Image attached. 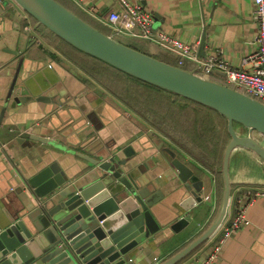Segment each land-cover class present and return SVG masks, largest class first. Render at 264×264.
Listing matches in <instances>:
<instances>
[{
    "label": "crops",
    "instance_id": "1",
    "mask_svg": "<svg viewBox=\"0 0 264 264\" xmlns=\"http://www.w3.org/2000/svg\"><path fill=\"white\" fill-rule=\"evenodd\" d=\"M70 1L80 11L100 22L109 11L121 8L118 0ZM129 1L143 5L151 13L155 30H164L186 43H197L201 58L214 53L216 48H222L224 58L232 67L247 71L253 67L252 62L243 65L242 60L259 47L256 40L258 26L253 18L254 0ZM6 10L9 15L2 17L0 14V117L3 114L0 121V211L7 214L5 203L16 196L12 191V182L23 184L24 180L50 162L58 161L78 184L97 171L90 162L67 151L59 135L55 136L58 137L57 141L49 144L37 142L28 146L26 141L21 143L18 140L23 132L48 135L50 116L53 114L51 110L56 104L52 101H30L12 107L11 102L6 103L15 71L8 64L16 57L22 61V69L27 73L41 75L45 86L49 81L57 80L55 93L62 94L59 107L84 108L85 116L91 115L93 118L91 124L102 126L100 134L114 151L123 155L122 149L128 145L135 150L141 149L139 140L144 135L161 139L203 180L204 199L191 211L192 219L186 227L175 233L168 226L125 257L127 264H160L204 231L218 215L223 187L209 166L217 163L216 158L222 152L224 155L230 140V137L226 141L221 137L215 139V134H221L222 125L225 123L227 126L226 118L220 113L217 115L208 106L201 107L193 100L162 88L155 90L158 93L150 101L136 93L114 92L99 81L102 77H96L84 68L86 62L83 67L73 58L74 54L81 62L84 61L83 55L75 51L74 46L46 27L36 24V21L32 22L31 29L25 26L26 21L21 13L8 3ZM124 37L131 46L164 61L175 58L170 51L159 48L152 41L127 35ZM203 38L205 56L199 53ZM188 62L193 68L196 66L195 62ZM95 65L91 62V66ZM217 75L224 77L219 73ZM217 75L210 77L215 80L218 79ZM137 85L142 87L141 91L144 89V85ZM34 86L39 91L44 88L41 83H34ZM48 93L50 91L44 92L46 95ZM235 128L240 135L248 134V129L240 123H235ZM160 151L157 147L144 150L134 157V163L140 166L146 163L147 174L167 194L180 183L176 170ZM229 176L231 197L226 217L231 218L235 209L241 207L250 222L232 232L220 249L215 264H264V196H258L251 202L245 194L247 189L264 188V160L249 149L237 147L230 156ZM217 236L211 237L177 264H201L213 249Z\"/></svg>",
    "mask_w": 264,
    "mask_h": 264
},
{
    "label": "water",
    "instance_id": "2",
    "mask_svg": "<svg viewBox=\"0 0 264 264\" xmlns=\"http://www.w3.org/2000/svg\"><path fill=\"white\" fill-rule=\"evenodd\" d=\"M8 1L0 0L2 17L9 15ZM13 1L36 24L79 50L135 78L212 107L226 118L230 140L223 156V194L218 215L186 246L160 263L177 264L213 237L226 218L233 149H249L264 160V102L199 73L198 64L188 70L131 46L125 34L112 31L108 35L58 0ZM199 53L205 56L204 38ZM8 65L15 71L6 103L11 102L12 107L30 101L56 104L51 110L48 135L23 132L18 140L26 141L28 146L37 142L49 144L57 141L55 136L59 135L67 151L90 162L97 171L78 184L58 161H53L23 184L12 182L16 196L5 203L7 214L0 211V264H127L126 255L158 232L169 226L178 233L191 222V211L204 199V182L173 148L161 139L144 135L139 140L141 149L128 145L122 149L123 155L114 151L100 134L102 126L91 124L93 118L85 116L84 108L59 107L62 94L55 93L57 80L45 86L41 75L27 73L16 57ZM217 73L224 75L219 70L212 72ZM34 83H41L44 88L39 91ZM45 91L50 93L46 95ZM2 117L3 114L0 121ZM235 123L246 127L248 134H238ZM155 147L179 179L180 185L167 194L147 174L146 163H134L135 156Z\"/></svg>",
    "mask_w": 264,
    "mask_h": 264
},
{
    "label": "built area",
    "instance_id": "3",
    "mask_svg": "<svg viewBox=\"0 0 264 264\" xmlns=\"http://www.w3.org/2000/svg\"><path fill=\"white\" fill-rule=\"evenodd\" d=\"M118 2L121 8L109 11L102 18V23L110 26L112 31L153 41L174 53L178 57L179 65L184 64L187 59L198 64V72L201 74L212 75L214 70L222 71L228 85L235 86L239 90L264 102V0H254L253 18L258 26L256 40L259 47L257 51L248 54L242 60L243 65L252 62L253 67L249 71L232 67L224 58L222 48H216L214 53L201 58L198 54L197 43H186L164 30H155L153 28V17L143 5L131 3L129 0H118ZM8 5L16 12L21 13L23 20L26 21L31 29L32 16L13 0H9ZM245 194L253 202L258 196H264V188L257 190L247 189ZM249 222L245 210L241 207L236 208L231 218H225L215 234L218 235L217 242L201 264H215L220 249L232 232L242 227L243 224H249Z\"/></svg>",
    "mask_w": 264,
    "mask_h": 264
},
{
    "label": "trees",
    "instance_id": "4",
    "mask_svg": "<svg viewBox=\"0 0 264 264\" xmlns=\"http://www.w3.org/2000/svg\"><path fill=\"white\" fill-rule=\"evenodd\" d=\"M59 2H61L62 4H64L66 7H68L69 9H71L73 12H75L76 14H78L81 18H83L85 21H87L88 23H90L91 25H93L94 27L98 28L99 30H101L102 32L106 33V34H111L112 32V28L90 16H88L87 14L83 13L82 11H80L70 0H58ZM32 18V22H35L36 20ZM25 26H27V23L25 22L24 23ZM36 43V41H35ZM70 44V43H69ZM73 47V45H72ZM75 49V51L77 50L80 54L83 55V59L84 61L81 62V60L75 56L73 54V58L78 62L80 63L83 67H84L87 71L91 72L94 76L96 77H102L101 81L104 85H106L109 89L113 90L114 92H117V93H122L123 91H127V92H131V93H136L138 96H141L142 98H145L147 101H150L152 100L154 97H155V94L158 93L157 91L155 90H162L160 87L158 86H155L153 84H150L146 81H143L141 79H138V78H134L132 77L131 75H129L128 73L116 68L118 71H116L115 69H113L112 67L106 65L105 63H100L98 60V58H95L81 50H79L78 48L76 47H73ZM159 48H162L164 49L163 47L159 46ZM166 50V49H165ZM171 54H173L175 56V58H172V59H168L169 62L171 63H174L178 66H181L185 69H188V70H192L193 69V65L188 62L187 60H185L184 64L182 65H179V62H178V57L170 52ZM102 61V60H101ZM84 62H86V65L84 64ZM91 62L96 64L94 67L91 66ZM104 62V61H103ZM116 72V73H115ZM217 75V74H216ZM211 76H214L211 75ZM218 76V79H216L215 77V80H217L218 82L220 83H224V84H228L225 80V77H221L219 75ZM214 80V79H213ZM137 84H142L144 85V89L141 91V88L142 87H138ZM232 86V85H231ZM120 87H122L123 89H120ZM145 96V97H144ZM196 102V101H195ZM201 107H204L206 105H203L199 102H197V105H199ZM209 107V106H208ZM211 110L215 111L216 114L218 115L219 112L217 110H215L214 108L210 107ZM217 129V128H216ZM221 134H215V139L217 137H221L222 140L226 141L229 137H230V134L228 132V129H227V126L226 124L224 123V125H222L221 129H220ZM226 145H224L225 147ZM224 147H223V150H224ZM222 155H223V152H222ZM220 155L218 158H216V161L217 163L216 164H210L211 167L215 173H216V177H217V180L219 182V185H220V182L222 183V167H223V156ZM194 239V238H193ZM218 240V236L215 237V240H214V244L217 242ZM191 241V240H190ZM189 241V242H190ZM189 242H187L186 244H184L181 248H179L177 251H179L180 249H182L184 246H186ZM175 251V252H177ZM174 254V253H173Z\"/></svg>",
    "mask_w": 264,
    "mask_h": 264
}]
</instances>
